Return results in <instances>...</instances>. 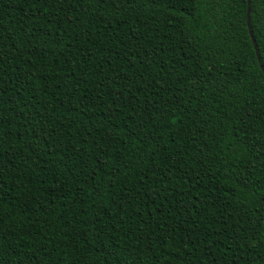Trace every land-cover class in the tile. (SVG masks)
Listing matches in <instances>:
<instances>
[{
    "label": "trees",
    "instance_id": "obj_1",
    "mask_svg": "<svg viewBox=\"0 0 264 264\" xmlns=\"http://www.w3.org/2000/svg\"><path fill=\"white\" fill-rule=\"evenodd\" d=\"M250 26L0 0V264H264V0Z\"/></svg>",
    "mask_w": 264,
    "mask_h": 264
},
{
    "label": "water",
    "instance_id": "obj_2",
    "mask_svg": "<svg viewBox=\"0 0 264 264\" xmlns=\"http://www.w3.org/2000/svg\"><path fill=\"white\" fill-rule=\"evenodd\" d=\"M250 13H251V0H248V23H249V27L251 28L250 26ZM251 36H252V39H253V42H254V45H255V48H256V51H257V54H258V57L260 59V56H259V51H258V45H257V42L255 40V37L253 35V31L251 30ZM261 68L263 69L264 71V66L261 65Z\"/></svg>",
    "mask_w": 264,
    "mask_h": 264
}]
</instances>
